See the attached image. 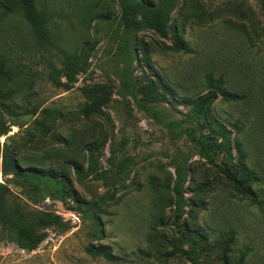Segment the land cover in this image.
<instances>
[{"label": "rangeland", "instance_id": "rangeland-1", "mask_svg": "<svg viewBox=\"0 0 264 264\" xmlns=\"http://www.w3.org/2000/svg\"><path fill=\"white\" fill-rule=\"evenodd\" d=\"M133 1L36 0L48 17L44 46L19 15L0 20V190L8 208L53 219L35 230L44 238L31 252L0 224V264H264V0H175L165 37L142 23L130 34V61L122 5ZM209 76L239 97L211 106L232 134V160L219 153L213 165L194 142L211 129L191 114ZM94 87L107 101L84 118ZM89 143L98 149L87 172ZM241 164L256 176L254 199L227 180ZM27 171L62 176L64 194L31 190ZM90 245L118 262L89 256Z\"/></svg>", "mask_w": 264, "mask_h": 264}, {"label": "trees", "instance_id": "trees-1", "mask_svg": "<svg viewBox=\"0 0 264 264\" xmlns=\"http://www.w3.org/2000/svg\"><path fill=\"white\" fill-rule=\"evenodd\" d=\"M174 2L175 0H163L160 5L156 7L141 3L137 0L123 3V24L127 33L123 42L130 61L136 60V48L130 34L140 30L142 27L140 23H142L146 28L165 37L167 24L170 18L169 15L173 9ZM13 15H19L23 19L38 44L42 46L52 44L47 27L48 17L44 11L37 9L36 0H0V20L4 22L8 17ZM136 16L140 18V22L134 20ZM177 48L180 49V47ZM76 64V59L65 63L64 77L67 83H73L75 81ZM208 81L212 90L206 92L196 100L191 109V114L196 119L201 120V123L197 125L199 131H203L205 126L211 129L210 133L205 134L200 140H194V142L198 145L199 156L208 164L213 165L219 153H223L228 158L227 161L232 160L230 143L232 134L224 125L213 117L211 106L217 100L218 95H222L224 99L229 101H236L239 97L226 92L222 87L221 80L214 81L209 76ZM154 92L158 100H166L164 94L159 93L155 89ZM84 94L88 100V104L80 110V113L84 118H89L93 113L99 110L101 105L106 103L107 94L102 87L87 89L84 91ZM97 149L98 147L95 143H89L86 147L88 153L87 172L92 171L94 168L92 153ZM238 154L241 158L242 153L240 149H238ZM240 163H242V159H240ZM74 170L77 174L82 175V171L79 168L75 167ZM4 172L6 171L4 170ZM25 174L26 183L31 190L36 191L37 188L41 186H50L53 188L54 194H64L67 181L62 176L52 173L38 175L32 171H27ZM225 174L228 182L237 193H240L242 197L254 199V193L250 189V185H248L257 181L254 172L248 171L244 165L241 164L238 168L233 166L227 168ZM185 176V174L178 172L174 184V194L178 198L176 201L177 209L180 208L179 194L185 183ZM93 177L97 179L95 175ZM4 195V192L0 190V224L4 225L16 235V244L21 250L29 252L34 251L44 238L43 235L38 236L35 230L49 225L53 222V219H49L48 215L42 212H29L24 214L19 213L20 210L18 208L12 210L7 207ZM27 220L29 225L25 227V221ZM94 222L98 229L93 234L96 238H99L101 236V225L95 217ZM86 252L93 258H100L111 263L118 262V259L112 254L110 248L106 246L95 247L90 245L86 248Z\"/></svg>", "mask_w": 264, "mask_h": 264}]
</instances>
